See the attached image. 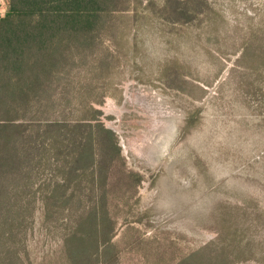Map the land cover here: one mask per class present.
I'll use <instances>...</instances> for the list:
<instances>
[{"label": "rangeland", "instance_id": "obj_1", "mask_svg": "<svg viewBox=\"0 0 264 264\" xmlns=\"http://www.w3.org/2000/svg\"><path fill=\"white\" fill-rule=\"evenodd\" d=\"M116 13L95 66L71 78L104 89L93 106L122 158L111 236L75 264H224L214 249L231 250L230 233L241 252L226 264H264V0H129ZM42 204L23 264H67V213L42 222Z\"/></svg>", "mask_w": 264, "mask_h": 264}, {"label": "trees", "instance_id": "obj_2", "mask_svg": "<svg viewBox=\"0 0 264 264\" xmlns=\"http://www.w3.org/2000/svg\"><path fill=\"white\" fill-rule=\"evenodd\" d=\"M127 1L5 0L0 15V264H23L24 229L33 220L36 196L43 203L42 222L67 213V264H75L79 252L90 255L111 236L110 204L117 195L107 187H114L112 161L122 159L120 147L93 106L103 101L104 89L94 95L98 86L92 81L77 84L71 78L79 67L91 71L95 66L101 38L111 34L114 14ZM110 63H102L103 71ZM74 102L79 108L73 113ZM46 170L49 175L34 187ZM229 238L231 250L224 244L214 249L224 264L241 252L239 240L231 233ZM89 247L92 251L85 253Z\"/></svg>", "mask_w": 264, "mask_h": 264}, {"label": "water", "instance_id": "obj_3", "mask_svg": "<svg viewBox=\"0 0 264 264\" xmlns=\"http://www.w3.org/2000/svg\"><path fill=\"white\" fill-rule=\"evenodd\" d=\"M108 123V122H107ZM109 124V123H108ZM121 143H123V142H121Z\"/></svg>", "mask_w": 264, "mask_h": 264}]
</instances>
